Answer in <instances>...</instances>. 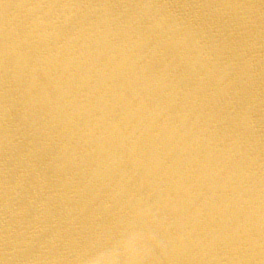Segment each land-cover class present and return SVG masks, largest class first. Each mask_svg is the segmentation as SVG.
I'll use <instances>...</instances> for the list:
<instances>
[{"label":"bare ground","instance_id":"6f19581e","mask_svg":"<svg viewBox=\"0 0 264 264\" xmlns=\"http://www.w3.org/2000/svg\"><path fill=\"white\" fill-rule=\"evenodd\" d=\"M0 264H264V0H0Z\"/></svg>","mask_w":264,"mask_h":264}]
</instances>
